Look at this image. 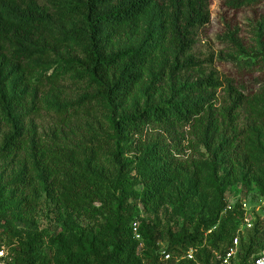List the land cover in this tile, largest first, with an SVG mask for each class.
Segmentation results:
<instances>
[{"label": "trees", "instance_id": "16d2710c", "mask_svg": "<svg viewBox=\"0 0 264 264\" xmlns=\"http://www.w3.org/2000/svg\"><path fill=\"white\" fill-rule=\"evenodd\" d=\"M228 6L251 10L264 0H228ZM210 20L209 0H0V112L7 128L0 162L23 153L28 161L19 176L0 175V218L29 222L42 191L67 214L59 232L32 228L22 237L17 228L4 229L7 264H219L244 214L242 204L226 209L225 183L239 166L264 167V45L233 64L254 76L253 88L221 78L194 51ZM142 34L138 44L115 50ZM163 47L169 58L162 63ZM155 66L160 76L148 89L161 95L116 115ZM14 72L21 77L11 86ZM67 82L92 93L60 105L58 124L39 133L30 117L40 109L31 89L61 103ZM188 133L194 148L202 143L210 152L207 158L177 156ZM108 149L116 156L137 151L140 178L125 174L130 161L119 164L116 177L102 173L96 160ZM256 184L264 188V171ZM210 190L216 203L193 223L167 229L146 218L148 206ZM263 247L264 218H258L240 238L239 257L248 261Z\"/></svg>", "mask_w": 264, "mask_h": 264}, {"label": "rangeland", "instance_id": "374dc122", "mask_svg": "<svg viewBox=\"0 0 264 264\" xmlns=\"http://www.w3.org/2000/svg\"><path fill=\"white\" fill-rule=\"evenodd\" d=\"M209 2L211 20L203 26L198 33L197 43L194 49L196 55L198 58L207 59L208 61L204 64L208 66L209 69L218 73L221 78H233L235 82L246 84L248 87L253 88L254 76L239 72L233 64L235 60L246 53L260 51L261 47L264 45V7L258 6L251 10H244L228 6V0H209ZM155 30L156 28L150 32L153 37L156 36ZM144 36L145 34H142L136 38L121 40L115 50L125 49L138 44L144 39ZM168 58L169 53L167 49L163 47L161 50L160 62L163 63ZM53 64L54 62H51L47 67L49 72L53 70ZM159 76L158 67L149 68L135 93L127 103H123L117 107L115 114L120 115L126 113L134 109L136 105L144 104L149 95L158 98L161 92L158 91L155 93L154 89L149 92L148 87L150 83L153 82V79ZM20 77V74L14 72L11 86L13 83L19 81ZM70 82L65 83L66 88L60 90L62 95L60 99L61 103L57 102L54 96L48 92H37L34 88L31 89V101L36 102V105H38L40 109L30 117L33 118L39 133L48 134L56 124H58L59 115L55 112L60 105H75L84 96L92 93V90L86 88L85 85H76ZM103 113L108 114L110 111H104ZM99 114L100 112L98 115ZM85 122L86 120L83 119L82 128H84ZM6 130L7 128L0 112V139ZM193 139L194 136L189 133L186 135L185 139H182V145L177 154L179 158L193 160L194 158H207L210 155V152H207L202 143L194 148V145L191 143ZM136 154L137 151L135 150L132 152L122 151L116 156L115 149H108L96 160V164L102 173L109 174L110 177H116L119 164L130 161V165H124L125 174L128 176H139L140 178L139 172L136 170ZM201 154L203 155L201 156ZM221 158L225 165V157L223 156ZM27 163L28 161H26L25 153L21 154L14 162H0V175L5 179L15 178L22 173ZM262 171H264V167L261 168V170L258 168L257 171L254 172L245 165L239 166L236 175L225 183V196L227 200L234 206L236 204H246L251 221L253 222L252 227L255 225L258 218H264V212L261 211V208L264 207V188L262 189L256 184L257 177L260 176ZM225 172L226 168L220 167L217 174L222 175ZM39 181L40 179H37L36 183H39ZM138 188H141V185H138ZM216 201L217 197L211 190L208 191L207 196L196 195L193 198H188L187 201H182L181 197L177 196L174 200H166L160 205L148 206L145 208V215L147 220L165 225L167 229L178 228L186 222L193 223L200 218L206 217L207 211L213 207ZM36 206L37 208L33 219L29 222L11 218L8 220L0 218V234L3 235L4 229H8V227L12 230L17 228L22 234V237H25L27 232L32 228L37 230L47 229L51 232H59L63 229L65 226L64 222H67L65 220L67 214L63 213V210L58 208L51 199L46 196L45 192H41ZM70 219L71 217L68 215V221H70ZM76 222L85 223L86 221L83 219H76ZM249 232L250 228L241 226L240 233L237 236L239 243L240 238H246ZM165 243L166 242L163 241L161 245L164 246ZM43 251L45 253L49 252L46 247H44ZM263 251L264 247L260 252Z\"/></svg>", "mask_w": 264, "mask_h": 264}, {"label": "built area", "instance_id": "2783aa9c", "mask_svg": "<svg viewBox=\"0 0 264 264\" xmlns=\"http://www.w3.org/2000/svg\"><path fill=\"white\" fill-rule=\"evenodd\" d=\"M242 205H243L242 208L244 210L242 226H244L245 228H251L253 222L251 221L248 208H246V204L243 203ZM233 207L234 205L230 201H228V205L226 209L231 210L233 209ZM263 212H264V207H263ZM132 229L135 238L141 240L142 235L139 229V221L133 222ZM7 256H8L7 248L3 245L0 246V264H7ZM187 256L188 258L193 259L194 258L193 251L191 250ZM169 257H170L169 254L165 255V258H169ZM219 260H220L219 264H264V251L253 256L248 261H243L239 257V239L238 237H236L233 240V244L230 247V249L224 255L220 256Z\"/></svg>", "mask_w": 264, "mask_h": 264}]
</instances>
